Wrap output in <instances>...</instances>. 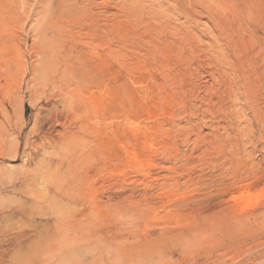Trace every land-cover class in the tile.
<instances>
[{"label": "rangeland", "instance_id": "374dc122", "mask_svg": "<svg viewBox=\"0 0 264 264\" xmlns=\"http://www.w3.org/2000/svg\"><path fill=\"white\" fill-rule=\"evenodd\" d=\"M1 1L8 9L0 10V16L10 15L14 20L24 0ZM28 1L29 6L35 3ZM74 1L77 12L62 18L64 26L60 33L48 29L47 39L73 46L72 61L85 60L78 65L81 82L79 88L76 87L83 105L79 111L81 119L93 126L85 138L90 144L100 143V139L105 142L101 149L103 154L95 156L97 170L90 173L83 190L87 220L91 228L105 222L125 228L124 237L129 228L134 234L141 232L142 241H139L140 248L132 252L131 244L130 247L120 243L123 236L103 239L101 231L96 230L92 233L95 236L89 238V234L81 236L80 232L68 230L65 234L70 238L63 243L65 248L62 246L67 255L61 264H79L94 255L104 256L105 264H210L209 260L217 253L221 254L219 264H264V239L260 240L257 232L264 227L255 224L253 217L264 208V0ZM58 2L52 0L53 5ZM8 29L20 28L13 22ZM48 50L51 55L52 49ZM11 52L12 55L17 53L20 63L17 48L0 53L3 55L0 57V142L7 145L4 158L14 154L19 139L30 137L28 147L32 149V140L42 137L39 127L52 112L63 111L58 99L52 97L50 84L42 85L45 92L42 87L36 92L26 86L31 76L24 78L21 65L8 62ZM5 64L10 65L9 74L13 79L5 78ZM249 86L257 88L254 98L247 94ZM220 136L222 144H217ZM15 164L17 167L7 162L0 165V211L10 209L8 213H11L2 229L29 230L32 223L45 221V217L32 208V201L35 197L44 198L46 191L39 184L41 179L36 180L35 189L20 180L26 171L30 176L36 172L33 165L21 159ZM225 164H231L227 172L229 177L234 170L239 173L237 188H250L259 196V202L251 206L253 209L247 210L251 211L249 214L241 213L239 203L232 209L225 202L238 194L239 189L220 197L223 188L235 180L230 177L224 182L220 178ZM124 174L129 176L123 179ZM14 178H18L16 185L12 183ZM149 183H155L156 187L143 192L142 187ZM170 186L171 189H167ZM59 203L50 205L51 208L46 205L43 210L66 208L60 199ZM222 203L224 206L220 205ZM214 204L216 212L223 214L229 210L235 219L236 229L231 241L211 243L204 233L208 241H195L193 252L185 253L180 243L175 242L179 244L176 246L171 241L161 240L170 231H188L196 226L199 213ZM205 221V227H210L212 219L208 217ZM0 222L1 225V217ZM26 222L29 224L25 227ZM137 239L138 236L131 237L130 241ZM47 242V237L35 239L29 244V254H18L12 261L8 258L6 263L36 264L44 257L43 264H46L45 255L38 257L35 253L39 247V251L45 248ZM106 242L107 252L96 253V247ZM59 245L54 247L55 251ZM170 251L176 254L173 258ZM259 256L261 260L256 261Z\"/></svg>", "mask_w": 264, "mask_h": 264}, {"label": "bare ground", "instance_id": "6f19581e", "mask_svg": "<svg viewBox=\"0 0 264 264\" xmlns=\"http://www.w3.org/2000/svg\"><path fill=\"white\" fill-rule=\"evenodd\" d=\"M34 1H35V3H33L31 6H29V1L24 0L23 4L21 6H19V12L18 13L16 12L17 14H16V17L14 18V20H13V16L11 17L10 15L8 17H4V18L0 16V53L9 52V51H12L13 48H17L19 51V56L21 57V60H19L20 63L18 62V59H20V58L17 57L18 55H16L17 54L16 52H14L15 55H14V53L12 55V52H11V58H8V59H10L8 62L12 61V62H16V64L19 63L21 65L22 70H23L24 78L27 76H31V79L28 78L29 81L26 82V86L29 89L34 90L36 92H39L41 87L42 88L44 86L47 87L46 82H47V84H50V87L52 88V90H51L52 91V93H51L52 97H54V98L56 97L58 99V103L63 106V111H59V112H57V111L52 112L51 111L52 114H50L51 117L47 120L48 122L45 120L47 122V124L45 122L46 125L44 124V125L39 127V129L42 130V137L40 136L39 140H32L33 141L32 149H30V147H28L30 137H29V139L26 138V140L19 139L14 154L11 157H6V155L9 154V152H8L5 155L6 158H4L3 155L6 151L7 145L4 144L3 142H0V165H1V163L7 162L9 166L17 167V166H15L16 165L15 161H17L18 159H21L22 162H24L25 164L33 165L35 167L34 169L36 170V172L32 173L31 174L32 176H30L28 174V172L26 171V174L25 175L23 174L24 176L21 175L23 178L20 180H22V182L26 185H29V186L32 185L34 187L33 189H35L36 188L35 185L38 183L36 180L41 179V182L39 184H41V186L44 188L43 190L46 191V194H44L46 196H42L44 198L40 199V198L35 197V199L32 201L33 202L32 208L34 210H37L36 213L45 217V221L42 223H34V224L32 223L31 226L29 225L30 226L29 230L13 231L10 228H4V227H3L4 229H2V226L4 224H6L5 221L6 220L9 221V219L11 218V213H8L10 211V209H9V211L8 210L7 211H5V210L0 211V217H1V221H2V224L0 225V264H7L6 262H7L8 258L10 259V261H12V259H14L16 257V255H18V254H29L30 253L29 252V244L31 242H33L35 239H38L41 237H47L48 238L47 246L45 248H43L41 251H39V249L41 248V247H39L38 249H36V250H38V252L35 254L38 257L45 255V257L48 259L46 264H61L62 262H64V260H65L64 258L67 255L66 254L67 252L63 251V248H65L64 247L65 245L63 246V243L68 238H70L69 235L65 234V231H68V230H73V233H75L74 231H77V233L80 232L81 236H85L86 234H89V236H90L89 238H92L93 236H95L92 234L93 231L100 230L101 231L100 236L103 239H107L109 237H111L112 239L122 238L123 233L125 232V231L122 232L125 228L123 229V228L114 226L108 222L99 224L98 226H95V227H93L94 226L93 225L91 228L92 224H90L89 221L87 220L88 210H87V203H85L86 199H85V195L83 194L84 193L83 190H84L85 183L87 182V179H89V176H91L90 173L97 170L95 167L96 162H97V157H95V156L97 154L100 157L101 156L100 153L103 154V152H101L102 151L101 149L103 148V145H105V142L103 139H100L99 140L100 143L99 142H97V143L92 142L90 144V141H88L85 138L86 134L89 132L90 126H92V125H90V123L85 121L84 119H81V115H80L79 111H80V108L83 107V105L81 104L82 101H81L80 94H78V91L76 90L77 89L76 87H78L79 83L81 82V75H80V71H78L79 70L78 65H80V64L82 65L83 63H85V60H81L78 63H76L78 60L75 61V59H74L72 61L71 60V57H72L71 53L73 52V50H72L73 46L67 47L65 43L56 44V43L50 42L48 40L49 37L47 36V31L50 28L52 30H55L57 33H60L62 31V30H60L64 26L62 18H64L66 14H68L70 12L75 13L78 10L75 7L76 1H74V0H67V1L59 0V2L57 3L58 5H55V4L53 5L52 0H34ZM38 7H40V8L38 9ZM7 9L8 8L6 7V3H3L1 1L0 2V10H7ZM26 12L28 13V15L25 17L24 14ZM247 13H249V11H247ZM2 14H4V13H2ZM13 22L15 23V25H17L18 28H20L19 30L9 31L8 25H11V23H13ZM23 33L24 34L26 33L24 37L22 36ZM30 41H32V43H30ZM20 44H22V45H20ZM49 48H51L52 49L51 51L53 52L51 55H48V51H49L48 49ZM79 50L80 49H78V52H79ZM79 54H82L81 51L79 52ZM6 55H8V54H6ZM1 56H3V55H1ZM5 60L7 61V59H5ZM0 61H2V60H0ZM70 61H72V62H70ZM4 67H5V69L3 71H4L5 78L11 79L12 76H10V74H9L10 70H11L10 65L5 64ZM0 69H1V67H0ZM86 75H88V74H86ZM12 79H13V77H12ZM44 83H45V85L42 86ZM72 86H74V88H72ZM256 89L254 88V86L253 87L249 86L248 92H247L248 96L249 97L251 96L252 98H254L255 95L257 96ZM43 90H44L43 92H45L46 88L45 89L43 88ZM27 91H28V89H27ZM41 93H42V90H41ZM79 93H81V91H79ZM43 95H44V93H43ZM31 99H33V98H31ZM99 100H101V99H99ZM83 103H85V102H83ZM53 109H55V107ZM47 112L50 113V111H47ZM96 112L100 113V111H96ZM81 114H83V112ZM44 119H46V117ZM137 126H138V124H137ZM138 127H140V126H138ZM237 130H238V128H237ZM137 131L139 132V130H137ZM139 133L136 135V132H135L134 134L136 136H139ZM231 134L236 135V133H231ZM89 135H88V137H89ZM145 135L149 137V134L148 135L145 134ZM36 139H38V137ZM222 139L223 138H221V136L217 137L216 143L219 141L217 144H222V141H223ZM9 140H11V139H9ZM11 144L12 143H10V146H11ZM34 144H35V148H33ZM86 161H87V163H86ZM252 163H254V162H252ZM228 165L229 166L226 165V167L225 166L223 167L221 165V167H223V169L224 168L225 169H224V171L219 169L221 172V176H222L220 178H222V180L224 182L227 181L230 177H232L235 180H234V183L231 181L232 185H231V182H229L230 184H228L227 187L223 188V191H222L220 197H223L225 195H230L229 193H232L238 187L237 184H239V181H240L239 173L236 170H234L233 174L230 172L232 174V176L230 175V177H229L227 172L231 168V164H228ZM42 166H44L43 170L41 169ZM28 169H30V168H28ZM30 171H32V170H30ZM242 173H243V171H242ZM125 174L122 176L123 179H125L129 176V175H125ZM38 175H40V176H38ZM92 177H93V175H92ZM169 178H170V176H169ZM16 179H18V178L12 179L13 185H16V182H17ZM171 179H172V177H171ZM175 179H177V178L175 177ZM237 179H239V180H237ZM19 182H21V181H19ZM176 182H178V180ZM154 184L149 183V185L142 187L143 192H149L153 186L156 187V185H154ZM161 185H162V183H160L159 186H161ZM247 185H248V183H247ZM247 185L244 187H247ZM136 186H137V184H136ZM165 187H166V185H165ZM239 187H240V185H239ZM89 188H90V186H89ZM162 188H164V187L162 186ZM168 188L171 189V186L167 187V189ZM138 189H139V187H138ZM237 189H239V188H237ZM249 189H246V188H245V190L241 189L242 191L239 189L240 191L238 194H233L229 200L225 201L226 200L225 199L224 201L227 202V204L230 205L229 207H232V209H234V207L236 206L235 204L239 203L240 208H241L240 209L241 213H242V211H243V213H245V211L247 212V210L249 208L251 209V206H253V204L255 205V203L259 202V196H255L253 194V192H251V190H249ZM91 192H93V190ZM89 197H91V195ZM59 199L64 203V205L66 207L65 209H60L59 211L55 210V209H52L50 211L49 210H47V211L43 210V208L46 205L48 207H50V205H51V207L55 206V204L59 203ZM221 201H222V199H221ZM88 202H91V200L88 199ZM94 202L98 206L99 203L96 201H94ZM197 203L200 204V202H197ZM61 205H63V204H61ZM131 205H133V203ZM220 205L222 206L223 203ZM90 206H91V204H90ZM94 206H95V204H93V208H95ZM134 206L136 207V205H134ZM146 206H144V207H146ZM60 207H62V206H60ZM98 207H100V204ZM229 207L227 206L228 209H231ZM215 208H216V206L214 204L213 206H208L206 210H202L198 215V219L196 221V226H194V227L189 226L190 228L188 231H185V230L180 231L179 230V232L175 231V233L170 231L161 240L164 241V243L166 241H167V243H169L168 241H171L170 243H173V244L175 242L180 243L182 246L181 249L185 253H186V251L193 252L192 249H193V246H195L196 242L205 243V240H207V239H204V236H203L204 233L205 234L207 233L206 238H208V240L211 243H220L222 240L224 241L225 239H230V241H231V239L234 238V232L236 229L235 219L233 218L232 213H230L229 210L226 212H223V214H220L221 211H220V213H218L215 211ZM139 209H141V208L139 207ZM257 209H258V207H257ZM133 210H134V207H133ZM141 211H142V209H141ZM146 211H147V209H146ZM231 212H232V210H231ZM145 214L149 215V213H145ZM22 215H25V213L23 214V211H22ZM141 216L145 217L144 214ZM216 216H217V220L215 219ZM208 217H210L212 219V222L210 224V222L208 221L211 226L206 228L205 225H207L206 224L207 222L205 221V219H207ZM247 217H249V216H247ZM253 217H254L255 224H258L259 227H264V208L261 209L260 211L256 212ZM148 220H150V219H148ZM202 220H203V222L201 223ZM250 221H251V219H250ZM3 222H4V224H3ZM241 222H242V220H241ZM111 223H113V222H111ZM203 223H205V224L203 225ZM248 223H249V221L246 224H248ZM26 224H27V222H26ZM28 224H29V222H28ZM28 224L25 225V227L28 226ZM193 224H194V222H193ZM242 224H243V222H242ZM248 227H249V225H248ZM255 227H257V226H255ZM243 228H244V226H243ZM129 229H127V231H126V237L123 236V239L121 240L120 243L124 242L126 244H129V246L131 244L132 247L131 246L130 247L132 248L131 250L133 252L135 249L140 248V246H141V245H139V243L142 241V240L140 241L141 232L134 234V232H131V229L130 230ZM248 230H249V228H248ZM257 232H258L259 238H261L260 240H263L264 239V230L261 231L260 233H259V230ZM245 233L247 234L246 231H245ZM71 236H73V234ZM81 236H79V237H81ZM136 236H138L137 240L130 241L131 237H136ZM74 237L75 236H73L72 238L75 239L76 237L75 238ZM161 240H159V241L161 242ZM74 242H76V241L74 240ZM115 243H116V241H115ZM44 244H45V242H44ZM58 244H61V246L59 245L58 250L55 251L54 249H56V248H54V247H56ZM100 244H102V243H100ZM136 244H138V246ZM144 244H145V242H144ZM146 244H148V243L146 242ZM161 244H162V242H161ZM71 245H72V243H71ZM133 245H136L137 247H133ZM178 245L179 244H176V246H178ZM62 246H63V248H62ZM76 246H78V244H76ZM107 246H108V242L104 243L101 246L99 245L98 247H96V251H97L96 253L102 252L104 250L107 252V250H106ZM155 246H158V243ZM116 247H117V243H116ZM142 247H144V246H142ZM146 250H147V248H146ZM194 250H195V248H194ZM219 250H220L219 248L216 249L217 252H219ZM164 252H162V254ZM260 254H261V252H260ZM168 255H169V253H168ZM170 255H171L170 257L173 258L176 254L174 252H171ZM211 255H213V254H209V256H211ZM166 256H167V254H166ZM220 256H221V254L217 253V256L215 258H213L214 260L213 259L209 260L210 264H219ZM261 258H262L261 256L257 257L256 261L259 259L261 260ZM42 259H40L36 264H43V262H44L43 260L45 258L43 260ZM209 259H210V257H209ZM104 260H107L104 256L99 255V257H96L94 255L92 258L88 259L86 262L81 263L78 260L77 261L79 262V264H105V263H103ZM160 260H162V259H160ZM26 262H27V260H26ZM20 264H21V262H20ZM28 264H30V263H28Z\"/></svg>", "mask_w": 264, "mask_h": 264}]
</instances>
